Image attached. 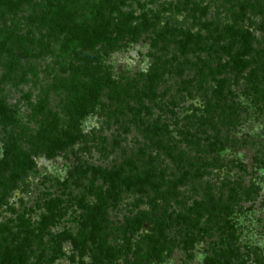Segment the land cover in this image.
Returning a JSON list of instances; mask_svg holds the SVG:
<instances>
[{"label": "rangeland", "instance_id": "374dc122", "mask_svg": "<svg viewBox=\"0 0 264 264\" xmlns=\"http://www.w3.org/2000/svg\"><path fill=\"white\" fill-rule=\"evenodd\" d=\"M130 3L148 20L96 62L0 66V264H204L229 235L264 260V76L234 68L243 33L264 53V0Z\"/></svg>", "mask_w": 264, "mask_h": 264}, {"label": "trees", "instance_id": "16d2710c", "mask_svg": "<svg viewBox=\"0 0 264 264\" xmlns=\"http://www.w3.org/2000/svg\"><path fill=\"white\" fill-rule=\"evenodd\" d=\"M131 7L130 0H0V16H8L3 17L7 18L6 26L0 28V66L8 54L14 53L15 48H36L43 56H55L63 73L74 71L79 65L96 62L99 60L98 47L113 35L125 34L135 22L148 20L144 4H139L143 10L140 16L134 10H128ZM35 30H47L48 33L38 40H30L34 45L30 46L29 40L22 38L21 33L27 31V35H33ZM42 31L41 34H44ZM189 36L190 39L193 37ZM241 37L245 47L235 58L234 68L241 75V70L250 68L254 63L264 76V53L252 47L251 33L245 32ZM101 211L102 208L98 207L97 214L100 215ZM40 225L42 231H47L53 225V217H44ZM11 233L9 227L0 226V234ZM228 239V242L213 244L211 255L204 264H264L257 248L245 247V251H242L235 245V235H229ZM16 253L25 263L27 249L13 248L1 253L3 264H11Z\"/></svg>", "mask_w": 264, "mask_h": 264}]
</instances>
